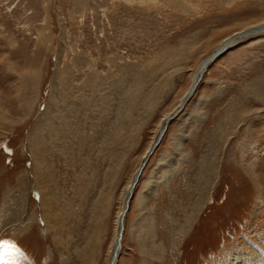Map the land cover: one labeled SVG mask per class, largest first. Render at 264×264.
<instances>
[{
  "label": "rangeland",
  "instance_id": "rangeland-1",
  "mask_svg": "<svg viewBox=\"0 0 264 264\" xmlns=\"http://www.w3.org/2000/svg\"><path fill=\"white\" fill-rule=\"evenodd\" d=\"M163 130L117 264H264V0H0V264H111Z\"/></svg>",
  "mask_w": 264,
  "mask_h": 264
},
{
  "label": "bare ground",
  "instance_id": "bare-ground-1",
  "mask_svg": "<svg viewBox=\"0 0 264 264\" xmlns=\"http://www.w3.org/2000/svg\"><path fill=\"white\" fill-rule=\"evenodd\" d=\"M178 2V1H177ZM184 6V5H183ZM229 38H231V37H228V38H225L223 41H222V43L216 48V50L214 51V53L215 52H217V51H220V50H223L226 46H228L229 45V43L230 42H228L227 43V41L229 40ZM228 39V40H227ZM212 58V56H209L208 58H206L203 62H202V64H201V66L199 67V69L197 70V73L195 74V77H194V79H193V81H192V83H191V86H190V88H189V90L185 93V95L183 96V98H182V102L180 103V107L181 106H183L185 103H186V101H187V99L193 94V92L195 91V89H196V86H197V84H198V80H199V78L201 77V75H202V69H203V67L205 66V64H206V62L209 60V59H211ZM195 88V89H194ZM134 98V97H133ZM131 107V106H130ZM128 108V107H127ZM126 108V109H127ZM128 110V109H127ZM93 111V110H92ZM126 111V110H125ZM130 111V110H129ZM126 117V116H125ZM122 118V117H121ZM132 118V117H131ZM130 118V119H131ZM172 117H169V118H167L166 119V122L168 123L169 122V120L171 119ZM129 119V120H130ZM125 123V122H124ZM123 123V124H124ZM126 124H127V122H126ZM125 124V125H126ZM113 126V125H112ZM116 127V126H115ZM53 129V128H52ZM118 129H119V127H118ZM165 130V129H164ZM164 130L161 132V134H163V132H164ZM50 134V133H49ZM114 134V133H113ZM117 134V133H116ZM57 135V134H56ZM161 136V135H160ZM160 138V137H159ZM64 139V138H63ZM110 140V139H109ZM159 140V139H158ZM157 140V141H158ZM156 144V143H155ZM154 144V145H155ZM36 146V145H35ZM40 149V148H39ZM154 150L155 149H153V146H151L150 147V149L149 150H147V152H146V154L144 155V157H145V160L148 158V156L150 157L151 156V154L154 152ZM35 152V161H36V163H37V165H38V171H40V172H38V180H39V183L41 182V180L45 183V184H48L49 182H52L53 181V173H52V171H51V169H50V165H47L49 162L47 161V159H46V156L45 155H43V153L41 152V151H33V153ZM48 155V154H47ZM56 155V154H55ZM63 155V154H62ZM44 156H45V158H44ZM59 158V157H58ZM44 160L47 162V163H44ZM42 162V163H41ZM145 162V161H144ZM50 164V163H49ZM46 165V166H45ZM39 167H41V168H39ZM37 168H35V169H37ZM56 168V167H55ZM141 169V168H140ZM139 169V170H140ZM53 170H55V169H53ZM139 170H138V172H137V174H135V176H134V178H133V180L127 185V188H126V193H125V201H126V204L124 205V207L121 209V211L118 213V215L116 216V236H115V239H114V241H113V248H112V251H111V261H112V263L111 264H113V260H114V258H115V256H116V254H117V251L119 250V253L118 254H120V251H121V247H120V249L118 248L119 247V245L121 246L122 245V239H123V234H124V224H125V214H126V212H125V209H126V207H127V204L129 203V206H130V201L132 200V197H130V195L132 194L133 195V193H134V186L136 185V183L138 182V180H139V177H140V175L142 174H140L139 176H138V173H139ZM44 174V175H43ZM57 175V174H56ZM137 177H138V179H137ZM136 179H137V182L135 183V181H136ZM60 181V180H59ZM50 188L51 189H53L52 187H49L48 188V190H45V193H47L48 191L51 193V194H47V195H45V199L43 200L44 201V206H45V209H46V214L48 215V216H51L52 214L54 215V219H55V217H59L58 219L59 220H61V219H63V220H61L62 222H64V221H66V220H69L68 218L71 216V215H68V218L67 217H65V213H61V214H59L58 213V203H59V200H58V197H57V195H55V193H54V191H51L50 190ZM43 205V204H42ZM74 208V207H73ZM96 208V209H95ZM95 208H94V214L97 212L98 213V211L102 208V206H100L99 204H96L95 205ZM99 209V210H98ZM107 207H105L103 210L104 211H107ZM100 213V212H99ZM62 214H64V217H60ZM106 214V213H105ZM67 218V219H66ZM65 223V222H64ZM122 232V233H121ZM117 244V246H116V249H115V245ZM24 255V254H23ZM114 255V256H113ZM118 257H119V255H118ZM19 261V260H18ZM21 261V260H20ZM28 261V260H27ZM117 261H118V258H117V260H116V262H115V264H117ZM24 262V261H23ZM29 262V261H28ZM24 264H27L26 262H24Z\"/></svg>",
  "mask_w": 264,
  "mask_h": 264
},
{
  "label": "water",
  "instance_id": "water-1",
  "mask_svg": "<svg viewBox=\"0 0 264 264\" xmlns=\"http://www.w3.org/2000/svg\"><path fill=\"white\" fill-rule=\"evenodd\" d=\"M222 51H223V50H221L220 52H222ZM220 52H218L216 55L214 54V55L212 56V58L209 59V60L206 62L205 66H204L203 69H202V74H203L204 71L207 69L208 64H209L211 61H213V60H214V59L220 54ZM198 83H199V82H198ZM194 89H195V88H194ZM167 127H168V125L166 126L165 129H167ZM163 133H164V132H163ZM162 135H163V134H161L159 140H158V141L156 142V144L153 146V149H155V148L157 147L158 143H159L160 140H161ZM148 159H149V156H148V158L145 160V162L142 164L141 169L139 170L138 176L142 173L143 168L145 167V165H146ZM137 179H138V177H137ZM137 179H136L135 183L137 182ZM132 196H133V195L131 194L130 197H132ZM128 209H129V203L127 204V207H126V209H125V212H127ZM121 233H122V232H121ZM120 247H121V246L119 245L118 248L120 249ZM118 253H119V250L117 251V254H116V256H115V258H114V260H113V264H115V262H116V260H117V258H118V255H119Z\"/></svg>",
  "mask_w": 264,
  "mask_h": 264
},
{
  "label": "snow or ice",
  "instance_id": "snow-or-ice-1",
  "mask_svg": "<svg viewBox=\"0 0 264 264\" xmlns=\"http://www.w3.org/2000/svg\"><path fill=\"white\" fill-rule=\"evenodd\" d=\"M4 246H6V245H0V247H4Z\"/></svg>",
  "mask_w": 264,
  "mask_h": 264
}]
</instances>
